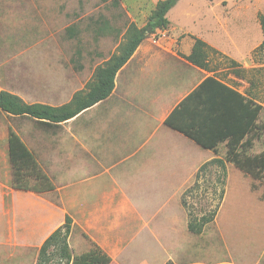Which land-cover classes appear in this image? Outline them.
<instances>
[{"label":"rangeland","instance_id":"rangeland-1","mask_svg":"<svg viewBox=\"0 0 264 264\" xmlns=\"http://www.w3.org/2000/svg\"><path fill=\"white\" fill-rule=\"evenodd\" d=\"M160 1L0 0V89L29 104H67L75 94L86 90L97 67L119 53L127 40L129 26L142 28ZM167 18L168 28L149 36L140 50L156 45L167 48L177 45L175 53L183 57L191 53L194 39L203 41L206 45L203 69L262 106L258 119L262 129L259 135L252 136V147L247 149V154L263 152L264 0H227L225 3L222 0H179L169 10ZM185 45L188 50L184 49ZM153 65L160 70L161 81L157 85L163 90L169 89L182 75L163 63ZM121 78L123 76L118 83ZM154 85L156 82L150 78L132 80L129 101L122 99L117 107L116 78L114 93L107 101L57 127H47L28 117L10 116L0 110V190L5 204L11 202L14 193L8 159L10 129L36 155L48 175L49 166L41 158V152L46 153L48 149L40 148L66 142L71 150L70 157H66L68 167L64 169L53 153L48 155L51 162L57 161L53 172L66 180V176L90 174L102 170L101 163L126 155L131 146L152 129V115L147 110L152 111ZM131 104L143 109L129 112V108L134 107ZM73 135L79 140L75 141ZM158 139L172 142L174 138L165 135ZM174 149L172 146L165 151ZM205 157L204 151L197 150L178 175L156 176L153 181L132 179L130 161L112 172L117 186L126 193L125 197L141 218L151 219L161 210L154 215L151 224L159 240L155 242L145 229L129 243L121 259L126 255L128 262L164 260L169 253L162 264H264V183L230 163L225 165L224 195L215 221L202 234L188 231L187 215L180 200L184 190L195 183L196 172ZM44 162L50 163L47 156ZM220 174L219 167H212L206 179L214 182ZM204 181V178L200 180L202 184ZM53 183L60 187L54 178ZM111 183L106 174L100 188L108 190L112 188ZM210 193L211 189H201V195ZM47 196L50 201L60 203L56 193ZM196 199L186 201L196 208L198 216L214 207L208 199L201 202ZM64 201L77 215L79 202L84 201V197L67 192ZM136 225L140 222L133 221L134 229ZM10 227L12 233L13 225ZM74 230L69 244L74 255H79L90 248V243L80 231ZM127 235L129 239L130 233ZM30 256L33 257L32 251L27 253L16 245L0 247V264H30Z\"/></svg>","mask_w":264,"mask_h":264},{"label":"crops","instance_id":"crops-1","mask_svg":"<svg viewBox=\"0 0 264 264\" xmlns=\"http://www.w3.org/2000/svg\"><path fill=\"white\" fill-rule=\"evenodd\" d=\"M142 43L127 63L118 71L115 77V84L117 78V107L118 101L122 99L127 100L129 97V89H131L130 84L132 80L137 81L138 79L143 80V78H150L153 83L156 82V85H154L155 94L152 95L154 98L151 101L152 111L147 110L148 114L152 115L154 124L152 129L142 140L134 143L126 155L119 159L115 158L108 162L101 163L102 170L99 169L93 173L79 176H66L67 180L62 178L63 175L59 176L57 173L53 172V166L55 162L58 161L64 169L68 167L69 160L66 159V157H70L71 155V150L67 148L68 142L40 148V150L43 148L48 149L46 153L41 152V158L42 162L46 166H49L50 175H48L49 173L46 170L42 169L36 155L29 149L34 154L39 166L49 177L52 184L54 185V178L60 187L54 185V190L42 194L13 189L14 193L11 195V202L8 204H5L3 191L0 190V197L2 198V204L0 206V231L2 234L0 238V247L8 248L12 244L20 247L22 251L24 250L27 253L32 251L33 257L30 256V264H37L41 245L49 235L64 224L65 217L69 216L72 219V230L68 238V244L73 230L75 229L74 231L76 232L80 231L82 236L89 241L90 245L92 242L97 244L111 258L110 264H162L163 261L168 258L169 253L164 260L150 261L142 259L138 262H128L126 255L124 259L120 258L127 250L129 243L145 229H148V232L152 238H154L155 242L159 240L151 224L154 215L161 210L158 209L151 219L144 220L141 218V216L138 215V210L132 205L130 200L125 197L126 193L117 186V178L112 175V172L117 170L118 166H122L130 161L131 167L129 172L132 179L135 180L144 179L153 181L156 179V176L165 178L169 175H178L181 170H184V165L189 162L188 159L190 156L197 150L204 151L206 155L201 165L214 158L224 159L226 155V142L220 143L215 151L204 149L182 133L165 125L166 118L179 103L205 78L213 75L208 74L204 69L190 63L186 59V56L189 54L179 57L175 53L177 45H175L174 48L156 45L146 48L145 51H141ZM209 43L214 45L211 41H209ZM184 49H187L186 45ZM156 62L163 63L167 67H171L173 70L182 73L178 80L172 82L173 84L170 85V88L167 90H163L157 85L158 83L160 84L161 79L158 76L160 70L156 69L153 65ZM186 63L188 66H186ZM120 76H123V78H121L119 84L118 80ZM138 88L140 93H143V89L140 87ZM114 89L109 97L66 122L71 120L74 121L82 117V115L95 110L113 95ZM237 90L241 92L239 89ZM131 105L134 106V104ZM129 109V112H141L143 108H136L134 106ZM115 115H117V113ZM139 125H141V123H139ZM112 128L113 127H110V129ZM204 133L207 134L209 132L206 131ZM165 135L174 138L173 141L167 142L158 139V136ZM74 140L78 141L79 139L75 137ZM172 146L175 148L172 152L165 151ZM221 147H224L225 151L222 152ZM53 153L58 156L57 161L53 160L54 163L51 162V158L48 156H51ZM45 156L48 157L50 163L44 162ZM226 164L227 162L225 165ZM199 166L196 167L193 174ZM106 174H109V179L112 181V188L108 190L100 188L102 177ZM187 189L184 190L182 196ZM67 192H72L73 194L82 195L84 197V201L79 202L80 213L77 215L71 211L72 208L64 201ZM55 193L60 203H54L48 199L47 195ZM180 204L187 215V211L182 204V197ZM77 216L80 217L78 218ZM133 221L140 222V225H136L135 229L132 227ZM11 224L13 225L12 233L10 231ZM128 233H130L129 239ZM71 251L74 255L73 248H71Z\"/></svg>","mask_w":264,"mask_h":264},{"label":"trees","instance_id":"trees-1","mask_svg":"<svg viewBox=\"0 0 264 264\" xmlns=\"http://www.w3.org/2000/svg\"><path fill=\"white\" fill-rule=\"evenodd\" d=\"M179 0H162L152 12L149 21L142 27L129 26L127 40L117 55L102 66L97 67L85 91L78 92L67 103L51 106L41 103H26L19 96L0 90V110L14 117H28L45 126H57L103 101L112 93L118 71L127 63L139 45L149 36L168 28L167 13ZM227 0H222L225 3ZM264 29V20L262 21ZM264 47V40L262 42ZM205 43L194 39L191 53L186 59L193 65L205 67ZM262 106L234 86L217 76L205 78L169 114L165 125L182 133L204 149L216 150L226 142L224 159L214 158L200 166L195 183L182 196V204L187 211V229L193 234H202L212 224L223 198L225 182V163L252 179L264 183V151L248 155L252 147V136L260 134L262 125L258 122ZM209 133H204V132ZM8 159L12 170V188L42 194L54 190L49 177L39 166L34 154L12 129L8 134ZM212 167H219L221 174L214 182L206 179ZM204 178L202 184L200 180ZM201 189H211L208 195H201ZM208 199L214 203L212 209L197 215L196 208L186 201ZM264 199V193L262 194ZM72 230V219L65 217L64 224L57 228L43 242L39 249L37 264H110L111 258L95 243L80 255H73L68 244Z\"/></svg>","mask_w":264,"mask_h":264}]
</instances>
